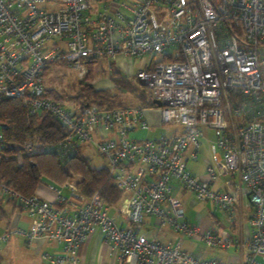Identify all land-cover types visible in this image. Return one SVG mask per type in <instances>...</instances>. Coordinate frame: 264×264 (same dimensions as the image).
Segmentation results:
<instances>
[{
	"label": "built area",
	"instance_id": "2783aa9c",
	"mask_svg": "<svg viewBox=\"0 0 264 264\" xmlns=\"http://www.w3.org/2000/svg\"><path fill=\"white\" fill-rule=\"evenodd\" d=\"M263 45L264 0H0V94L20 99L29 115L50 113L63 124L56 149L62 159L93 147L121 193L110 214L97 192L83 194L74 180L61 185L69 196L50 183L52 200L22 197L0 182L30 218L27 228L6 230L0 242L13 232L28 242L53 241L58 252L43 253L44 264H79L80 247L97 228L112 264H221L140 232L149 222L198 235L208 246H237L225 232L200 231V222L187 220L176 193L188 191L209 205L201 216L229 212L244 196L251 211L240 264H264ZM118 54L149 56L134 79L161 102L154 105L160 122L177 130L135 137L149 129L144 107L99 109L44 96L51 64L87 71L86 62L94 61L109 72ZM209 132L204 174H192L187 161L197 160ZM23 149L37 151L30 141Z\"/></svg>",
	"mask_w": 264,
	"mask_h": 264
},
{
	"label": "trees",
	"instance_id": "16d2710c",
	"mask_svg": "<svg viewBox=\"0 0 264 264\" xmlns=\"http://www.w3.org/2000/svg\"><path fill=\"white\" fill-rule=\"evenodd\" d=\"M86 63L89 72L85 81L80 82L78 92L72 99L75 98L81 106L94 104L99 109L127 106L120 103L116 93H136L138 88L134 76L122 74L113 64L107 77L100 78L104 80L102 84L107 81L109 83V79L112 83L99 87L101 84L95 85L93 81L94 61ZM44 96L56 102L63 98L50 89H45ZM136 97L139 102L137 106L155 107L148 93L145 94L142 89ZM65 133L63 124L50 113L29 115L20 99L0 94V182L20 196L28 197L35 193L41 179L61 186L71 177H78L77 183L83 194L97 192L106 204H116L121 199V193L112 185L105 166L92 167L90 159L80 153L78 148L67 159L59 156L56 149ZM27 141L37 151L26 152L23 146ZM8 201L13 203V198L8 196ZM17 206L21 207L19 204L14 205ZM4 217L6 212L0 200V219Z\"/></svg>",
	"mask_w": 264,
	"mask_h": 264
},
{
	"label": "rangeland",
	"instance_id": "374dc122",
	"mask_svg": "<svg viewBox=\"0 0 264 264\" xmlns=\"http://www.w3.org/2000/svg\"><path fill=\"white\" fill-rule=\"evenodd\" d=\"M98 7L101 5L100 3L97 4ZM117 60L121 59V68L120 71L122 74H125L127 76L132 77L136 70L141 69L145 66V64L149 60L148 55H143L139 58L135 57H125L122 54L116 55ZM102 64V61H101ZM93 68V74L95 82V85L101 84L99 87H103V85H110L109 83L112 81L109 79V83L102 84L104 80H100V78L107 77L108 71L104 70V68L99 67V65L94 64L92 66ZM87 71L84 70H78L75 69L68 64L64 63H55L51 64L50 67L47 68L44 76H43V85L45 89L53 90L54 92H57V94H60L63 96L61 100H58V102L64 104V105H71V104H78L77 100L74 98L72 99L78 92L79 84L80 82L85 81V77L89 72V68H87ZM137 84V85H136ZM138 90L136 93L133 92H117L116 95L118 99L120 100V103L122 105H136L138 104V100L136 95L140 93V89H142L145 94H147V90L144 87V85L140 83H136ZM115 91H112L114 93ZM71 97V98H69ZM156 112L158 111L157 108H154ZM159 116V111H158ZM158 123L155 126H151L147 131H144L148 135V137L153 138L154 136H158L160 134H168L173 130H177L178 126L175 124H162L160 122V119H158ZM143 132V131H142ZM143 134V133H142ZM141 133L132 134V136H139L142 135ZM213 139L212 133L209 132L208 139H201V146L200 150L198 152V158L196 161L188 160L187 161V168L195 174L202 176L204 174V168L206 165V161L208 158H210L209 153V143ZM80 153L87 156L90 159V164L94 168H100L105 166L104 159L95 151V149L91 146H82L79 148ZM66 169V166H64ZM227 175H222L220 177L221 181H224L227 179ZM74 180L78 181V177H71L68 181ZM50 183L47 182L45 179H41V182L38 185L39 188H48ZM46 188V189H47ZM62 191V194L65 196H69V190L67 188H64L63 186L59 187ZM49 189V188H48ZM50 190V189H49ZM179 197L182 199L183 207L185 211V215L187 217V220L190 223H198L199 220L203 217L207 216L211 218V213L206 212L205 216H201L202 208L205 207L208 211L209 205L205 203L203 205L201 202L195 200L194 195L192 193L187 194V196L179 195ZM0 200L3 208L6 212V217L0 219V235L4 233L6 230H8L7 226L9 228H13L16 223H18L19 220H21L20 217L26 218L29 217V210L27 208L23 207H16V211L14 216L11 218L10 214L13 206L17 205L16 201L13 200L12 202L8 201V195L0 191ZM121 200H119L116 204L110 205L112 208L110 209V214H113L114 207H117L119 205ZM192 201V203H191ZM243 205L246 203V198L243 197L242 200ZM224 214L226 217V214L223 211H216L212 212L215 213ZM199 214V215H198ZM204 214V213H202ZM149 223V222H148ZM148 223L143 224L140 227V232L144 233L146 237L151 238L156 230H158V234L156 236L157 241H161L163 243H169L171 245L175 244L178 239L182 240L181 248L193 253L195 255H209L213 253L214 251H220L219 246H208L201 238L196 235L192 237H187L179 233L173 232L168 226H163L160 228L152 227ZM165 234V235H163ZM49 242L45 243V246L43 247V250L49 249ZM51 251V250H50ZM0 264H42L40 253H37L34 249H32L28 244H26L24 238L22 235H19L17 233H10V237L6 241L0 242Z\"/></svg>",
	"mask_w": 264,
	"mask_h": 264
},
{
	"label": "crops",
	"instance_id": "0c3cea01",
	"mask_svg": "<svg viewBox=\"0 0 264 264\" xmlns=\"http://www.w3.org/2000/svg\"><path fill=\"white\" fill-rule=\"evenodd\" d=\"M262 56L264 58V45L262 47ZM117 57V56H116ZM121 59L117 60L115 58V67L120 70L122 64ZM100 79V77H98ZM263 78H264V69H263ZM153 108H145L144 114L146 122L149 126H155L158 123V111L154 110ZM151 125V126H150ZM143 133L142 135L136 136L137 133ZM135 137H148L144 131H135L133 134H135ZM159 136V135H158ZM154 137H157L154 136ZM153 137V138H154ZM208 160V159H207ZM192 174H195L191 170ZM197 175V174H195ZM39 185V184H38ZM37 185V188H38ZM36 188L35 194L38 196L47 199L52 200L54 198V193L49 190L46 186V188H39V190ZM190 192L188 191H182L177 192L176 197L179 205L184 209L182 199L179 197V195L187 196ZM244 196H240L237 202L234 204L232 210L229 212H225L226 217L224 214L220 213H211V218L207 216L200 219V231H204L206 228L210 227L213 228L217 232H225L227 235L236 238L238 240L237 246H229V247H220V251H214L213 253L209 255H196L201 259L206 260H217L221 264H240L242 257L244 253L246 252V245H245V239L248 234V217L251 211V208L245 203L243 205L242 200ZM192 203V201H191ZM14 207V206H13ZM16 207H14L11 211L10 217L12 218L15 214ZM205 216V213L202 215ZM21 220L16 223V225L13 226V228H27L30 223V218L26 217L25 219L20 217ZM148 220L151 221V218H148ZM8 230H11L13 228H9L7 226ZM170 228V227H169ZM171 229V228H170ZM172 230V229H171ZM158 230L154 233V235L151 238L156 239ZM20 235V234H19ZM165 235V234H163ZM23 237V236H22ZM26 244L30 246L32 249H34L37 253H40V258L42 261V264H44V260L42 258L43 253H56L58 252V246L53 241H46L41 238H35L32 239L30 242L23 237ZM49 242V249L43 250V247L45 246V243ZM161 242V241H160ZM163 243V242H162ZM176 243L182 244V240L178 239ZM51 250V251H50ZM110 245L102 240L101 234L98 231L97 228L92 232L91 236L87 239V241L80 247L79 255H80V263L79 264H112L111 257L109 255Z\"/></svg>",
	"mask_w": 264,
	"mask_h": 264
},
{
	"label": "water",
	"instance_id": "95a60500",
	"mask_svg": "<svg viewBox=\"0 0 264 264\" xmlns=\"http://www.w3.org/2000/svg\"><path fill=\"white\" fill-rule=\"evenodd\" d=\"M152 103H153L155 106H157V107H159V106L161 105V102L158 101V100H152Z\"/></svg>",
	"mask_w": 264,
	"mask_h": 264
}]
</instances>
